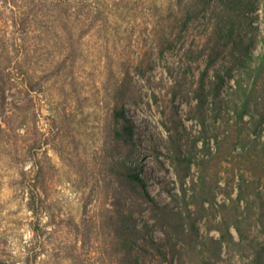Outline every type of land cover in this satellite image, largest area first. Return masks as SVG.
Instances as JSON below:
<instances>
[{
    "label": "rangeland",
    "instance_id": "1",
    "mask_svg": "<svg viewBox=\"0 0 264 264\" xmlns=\"http://www.w3.org/2000/svg\"><path fill=\"white\" fill-rule=\"evenodd\" d=\"M104 1L105 29L65 37L71 48L39 45L29 79L7 84L0 260L124 264L121 210L139 264H253L264 241V0H213L163 55L152 28L168 0ZM117 103L131 137L114 133Z\"/></svg>",
    "mask_w": 264,
    "mask_h": 264
},
{
    "label": "trees",
    "instance_id": "2",
    "mask_svg": "<svg viewBox=\"0 0 264 264\" xmlns=\"http://www.w3.org/2000/svg\"><path fill=\"white\" fill-rule=\"evenodd\" d=\"M127 1L113 0L119 2L118 5H125ZM168 1L171 4L166 8L168 16L159 18L152 28L155 47L160 55L173 48V32L183 31L213 0ZM109 17L108 5L104 0H0V104H4L8 82L16 75L21 74L24 81L29 79L27 64L32 62V53L39 45L46 46L52 41L54 47L71 48L74 43L71 39L64 41L65 37L77 33L82 36L93 29L103 30ZM114 118L117 124L114 129L116 137H131V123L119 103L114 108ZM261 121H264V113L261 114ZM125 178L134 187L141 188L143 197L159 206L139 172H132L128 168ZM208 188L206 184L200 188L203 201L209 200L211 191ZM28 207L35 213L39 209L34 193L29 198ZM168 212L173 213L171 210ZM133 223L132 215L118 211L113 233L123 254L124 264H139L137 258L132 256L137 232ZM252 249L253 264H264V241L253 243ZM0 264L9 263L0 260ZM201 264L211 263L204 259Z\"/></svg>",
    "mask_w": 264,
    "mask_h": 264
},
{
    "label": "bare ground",
    "instance_id": "3",
    "mask_svg": "<svg viewBox=\"0 0 264 264\" xmlns=\"http://www.w3.org/2000/svg\"><path fill=\"white\" fill-rule=\"evenodd\" d=\"M156 188V187H155Z\"/></svg>",
    "mask_w": 264,
    "mask_h": 264
}]
</instances>
